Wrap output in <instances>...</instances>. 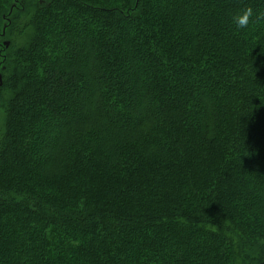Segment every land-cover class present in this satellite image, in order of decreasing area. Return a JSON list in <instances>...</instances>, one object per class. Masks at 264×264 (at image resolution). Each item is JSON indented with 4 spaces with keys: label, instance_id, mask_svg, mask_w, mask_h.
<instances>
[{
    "label": "trees",
    "instance_id": "16d2710c",
    "mask_svg": "<svg viewBox=\"0 0 264 264\" xmlns=\"http://www.w3.org/2000/svg\"><path fill=\"white\" fill-rule=\"evenodd\" d=\"M0 264H264V0H0Z\"/></svg>",
    "mask_w": 264,
    "mask_h": 264
},
{
    "label": "clouds",
    "instance_id": "9594fccd",
    "mask_svg": "<svg viewBox=\"0 0 264 264\" xmlns=\"http://www.w3.org/2000/svg\"><path fill=\"white\" fill-rule=\"evenodd\" d=\"M254 15V10L251 7H246L244 9L238 10L232 16V23L235 25L237 30H245L250 26L252 18Z\"/></svg>",
    "mask_w": 264,
    "mask_h": 264
},
{
    "label": "rangeland",
    "instance_id": "374dc122",
    "mask_svg": "<svg viewBox=\"0 0 264 264\" xmlns=\"http://www.w3.org/2000/svg\"><path fill=\"white\" fill-rule=\"evenodd\" d=\"M91 31H92V29H91Z\"/></svg>",
    "mask_w": 264,
    "mask_h": 264
}]
</instances>
